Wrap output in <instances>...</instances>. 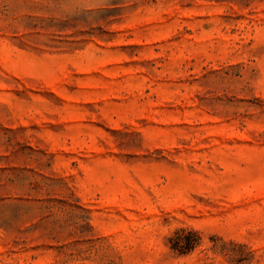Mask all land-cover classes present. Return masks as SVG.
Instances as JSON below:
<instances>
[{
  "label": "rangeland",
  "instance_id": "374dc122",
  "mask_svg": "<svg viewBox=\"0 0 264 264\" xmlns=\"http://www.w3.org/2000/svg\"><path fill=\"white\" fill-rule=\"evenodd\" d=\"M0 264H264V0H0Z\"/></svg>",
  "mask_w": 264,
  "mask_h": 264
},
{
  "label": "trees",
  "instance_id": "16d2710c",
  "mask_svg": "<svg viewBox=\"0 0 264 264\" xmlns=\"http://www.w3.org/2000/svg\"><path fill=\"white\" fill-rule=\"evenodd\" d=\"M170 241L173 249L184 252L193 248L196 243V233L191 230L185 233L176 232L175 235L170 238Z\"/></svg>",
  "mask_w": 264,
  "mask_h": 264
}]
</instances>
